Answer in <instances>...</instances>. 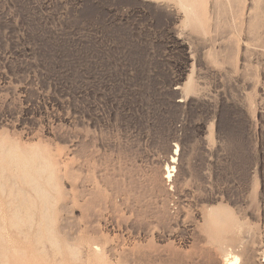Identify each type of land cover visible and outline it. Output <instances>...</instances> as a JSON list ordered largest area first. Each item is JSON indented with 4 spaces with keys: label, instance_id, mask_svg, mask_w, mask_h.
Segmentation results:
<instances>
[{
    "label": "rangeland",
    "instance_id": "rangeland-1",
    "mask_svg": "<svg viewBox=\"0 0 264 264\" xmlns=\"http://www.w3.org/2000/svg\"><path fill=\"white\" fill-rule=\"evenodd\" d=\"M233 255L264 264V0H0V264Z\"/></svg>",
    "mask_w": 264,
    "mask_h": 264
},
{
    "label": "bare ground",
    "instance_id": "bare-ground-1",
    "mask_svg": "<svg viewBox=\"0 0 264 264\" xmlns=\"http://www.w3.org/2000/svg\"><path fill=\"white\" fill-rule=\"evenodd\" d=\"M174 155H176L177 154V151H175L174 153H173ZM174 161H175V157L174 156H172V159H171V162L172 163H174ZM175 170V166L174 165H171V164H167V166H166V175H165V177H170V176H172V171H174ZM228 254V253H227ZM229 255V254H228ZM232 255V254H231ZM230 256V255H229ZM237 256H234L233 255V257H231V258H229V259H226V264H236V262H237V258H236Z\"/></svg>",
    "mask_w": 264,
    "mask_h": 264
}]
</instances>
